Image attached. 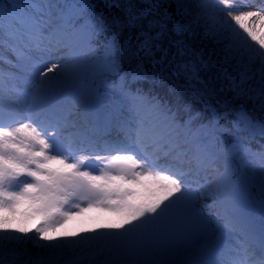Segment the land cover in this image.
<instances>
[{"label": "rangeland", "instance_id": "obj_1", "mask_svg": "<svg viewBox=\"0 0 264 264\" xmlns=\"http://www.w3.org/2000/svg\"><path fill=\"white\" fill-rule=\"evenodd\" d=\"M102 1L126 5L133 22L155 15L166 38L164 55L153 34L154 24L146 25L144 36L137 31L134 43L117 34V22L97 13L90 0H1L0 108L25 116L22 109L26 104L43 108L75 87L68 103L77 110L80 126L72 129L90 131L91 145L90 138L98 129L88 117L100 103L108 125L137 136L151 135L153 143L165 149V157L185 164L193 161L196 151L200 153L199 147L207 145L209 148H202L208 151L203 165L209 166L207 174L214 190L198 195L210 186L203 178L196 187L175 182L176 187V176L182 180L187 174L169 173L167 165L156 171L150 151L141 158L136 149L118 148L94 156V149L89 148L79 151L82 155L76 163L55 146V135L34 131L24 125V118L14 117L0 126V264H196L210 241L218 243L228 235L237 243L241 236L232 230V220L244 224L250 216L248 222L254 223L264 239L257 223L264 224V154L253 146L264 138V125L245 120L243 110L234 111L238 120L233 122L230 136L217 133L210 126L212 114L200 115V106L191 97H181L180 87L169 81L171 74L180 71L187 86L202 83L199 69L188 70L179 54L175 59L173 46L187 54L190 46L178 43L192 35L208 36L217 48L224 45L231 58L241 50L245 61L252 60L250 64L264 58V16L251 20L260 12L258 7L254 12L245 9L250 0H208L202 5L197 0ZM135 1L143 8L129 5ZM254 1L264 6V0ZM202 6L215 7L217 13L192 27L188 18L180 17L184 8L195 17ZM247 12L250 15L243 18ZM28 34L38 36L32 39L30 53L15 58L14 54L25 51ZM55 39L59 44L35 55L36 46ZM59 51L63 55L57 59ZM32 61L35 63L30 65ZM148 62L154 73L146 70ZM251 67L242 66L238 86L251 80ZM13 85L34 94L13 91ZM38 88L44 90L35 92ZM149 93L153 98L159 99L157 93L168 98L150 102ZM172 96L174 100H170ZM177 107L190 122L184 129L172 122ZM169 108L172 113H163ZM80 119L86 122L82 124ZM183 138L193 144V151L181 149ZM108 139L124 145V140ZM201 165L186 171L198 175ZM213 192L221 198H215ZM208 201H223L225 216L210 211ZM226 215L232 220L223 221ZM230 252L237 251L232 248Z\"/></svg>", "mask_w": 264, "mask_h": 264}, {"label": "trees", "instance_id": "obj_2", "mask_svg": "<svg viewBox=\"0 0 264 264\" xmlns=\"http://www.w3.org/2000/svg\"><path fill=\"white\" fill-rule=\"evenodd\" d=\"M197 1L201 2L202 5L203 2L205 3V1L208 0ZM90 3L93 4L96 12L101 14L104 18L117 22L114 30L115 32H118L117 34H119L122 38L126 37L130 40L134 39V43L139 37L136 34L137 31L141 33L140 36H144L146 25L148 23L154 24L153 34L156 35V41L162 47L159 50V52L162 54L161 56L164 55L163 49L166 38L161 32L159 23L155 21L157 19L155 15L145 19L140 18L133 22L132 18H128L127 6L124 4H122V7L119 6V2L112 6H108L101 2V0H90ZM129 5L137 10L143 8V5L139 1H135L134 4L130 2ZM208 8L202 6L199 12L195 13V17H192L191 14L189 15L190 10L184 8L182 11H180V17L188 18L192 27L195 24H200L202 22V18L216 14L214 7L211 9ZM170 10L172 11L171 6ZM183 11H186V14H184ZM140 24H142V27H140ZM206 31L207 30H204V34ZM198 36L192 35L190 40H188L186 37L184 41H179L178 46H181L183 43L190 46V52H187V54L183 55L182 51L179 50L177 46H173V49L177 50L175 52V59H177L178 54L181 55L183 58L182 63L186 64L188 70L194 69V67L199 69V76L203 77L202 83H196L192 86H187L186 83L188 80L184 77H181L182 73L180 71H175L173 74H171L169 76V81H171L172 84L174 83L180 87L177 90L181 92V97L186 99L191 97L192 99L189 100L196 102L199 106V103L202 102L207 107L216 109L220 115L218 129L221 131L225 130V133H227L229 136L231 134L230 131L232 129L233 122L238 120L235 118L234 111L243 110V117L245 120L254 123H262L264 125V65H262L264 58L260 59L263 61L262 63L260 60H258L250 64L252 60L245 61L246 55L242 50L238 52V54L232 55L231 58V56L225 52L224 45H221V47L217 48L211 43L210 40H208V36ZM161 38H164L165 40L163 43L160 41ZM142 39H144V37H142L141 40ZM132 45L135 44L132 43ZM199 51L201 53H199ZM153 58L156 60L158 59L154 55ZM191 62H193L195 66H192ZM245 64H247V66H252L251 68L253 70V75L250 80L251 82H245L242 86H238V75L242 70V66ZM145 68L147 71H149V73L151 72L150 70H152V65L150 62L146 63ZM248 83L249 85L245 86ZM157 94L159 99L164 97L162 93ZM167 98L168 97H164L163 100H166ZM170 100H174L173 96ZM184 113V110L177 107V114L180 118H185ZM263 145L264 138L258 140L253 146L256 149H259Z\"/></svg>", "mask_w": 264, "mask_h": 264}, {"label": "bare ground", "instance_id": "obj_3", "mask_svg": "<svg viewBox=\"0 0 264 264\" xmlns=\"http://www.w3.org/2000/svg\"><path fill=\"white\" fill-rule=\"evenodd\" d=\"M254 7H258V10H260V12L254 13L251 20L255 19V17L257 15L264 16V6L261 4L252 3V4H249L245 9H252V11L254 12V9H253ZM248 14H249V12L244 14L243 18H246V16H248ZM35 37L36 36H34V35L31 36V38H35ZM55 42L57 43L58 41H55ZM54 43L53 42H51V43L44 42L43 44H54ZM39 47L41 48V50H39V51H44L43 49H45V48H52V46L46 47L45 45L42 47V43ZM62 55H63V53H61L59 51L57 53V59L62 57ZM53 77H56V76H53ZM43 90L44 89L38 88L35 92L43 91ZM74 90H75V87L65 90L60 95V97L58 99H56L55 101L47 103L44 108H39L37 106H33V107L32 106H26L24 109H22L23 112L28 113L27 119H28L29 125H31V126L39 123L38 119L39 120H46V121L49 119L50 121H53V118H56L57 124H56V127L55 126H53V127H55L54 128L55 131H60V130L64 131L62 133V135L66 138V141L71 146L69 148V150H71V151H74V150L79 148L75 144V142H76L75 134L73 131L68 130L67 127L63 124V122L59 121V116L57 117L56 111L58 110L59 107H62L65 105V103L67 102V100L69 98V95ZM65 110L67 111V108ZM95 110H96L95 114L90 116L89 120L95 125L104 123V121L106 120V115H105L104 111L102 110L100 103L98 104V106L96 107ZM69 111L72 113L70 115V118L66 119V123L70 125L72 123L77 122L79 118H77V110L76 109L72 108ZM0 122H3V120L0 119ZM84 122L85 121H83L82 123H84ZM43 124L44 125L42 127L50 125V123H43ZM58 139H59V137L57 138V140ZM132 141H133V139H132ZM58 143H59V141H58ZM138 143L140 145H146L147 147L150 146V141H148L145 137H141L138 140ZM180 145H181V149L183 151L186 150L188 152H191L192 145H188L184 138L181 140ZM152 147L155 148L156 145H154ZM203 147L209 148L207 145H204ZM203 147L198 148V149H200V151H198L200 153L196 154V157L198 158V160L200 159V160H202V162H205L207 159L208 151L202 149ZM65 148L68 149V146L66 145ZM65 148L63 147V149H65ZM158 153H160V152H158ZM190 156H188V157L190 158ZM188 157H186V158H188ZM174 159L176 160V158H174ZM183 162L184 161H180L178 164L177 163L174 164L177 167L176 169H182V168L187 169V167H189L188 166L189 164L187 165L185 163V165H184ZM158 166H160V165H158ZM206 170H204V171L200 170L202 172L201 178H203L207 183H209L210 186L207 189H205V191H201V190L198 191V195L201 197L206 196L205 194L209 193L208 192L209 188L214 190L213 189L214 186H212L214 182L211 179V177L207 174V172H205ZM208 170H210V169H208ZM204 172H205V174L203 175ZM194 187H196V186L194 185ZM213 196L217 199L221 198L220 193L213 192ZM205 203H206L208 208L211 207L212 209H215L214 211H218V212L223 213L222 211H224L226 209V204L223 201H208ZM223 214L225 215V213H223ZM251 218H252L251 216L247 217V220L251 221ZM227 219H229V217H227ZM257 223H258V226L260 227V229L264 231V224H261L259 222H257ZM234 226H235V230L243 238L249 239L252 242V245L247 247L246 251H244V253H242L241 250L243 248H246L244 245H241L242 243L237 245L233 242V240L230 237L223 236L222 239H220L218 243H215L214 241H210L207 244V250L199 255V259H198L196 264H241L240 262H237L239 260L242 261L243 264H246V263H248L246 258L252 254H255V259H253V262L251 264H264V239H262L261 237L257 238V236H256L257 233L254 231V229H257V228H254L255 227L254 223L239 224V225L234 223ZM246 229H249V231L252 233L247 234ZM254 238L258 239V241H257L258 243L253 242ZM231 247L235 248L237 252H233V254H231V252H230V250L232 249ZM256 256H257V258H256ZM194 257H195V255H194ZM194 257H192L188 261L193 260ZM209 258H211V259H209ZM185 262L186 261H184V262L181 261V262L176 263V264H184Z\"/></svg>", "mask_w": 264, "mask_h": 264}]
</instances>
